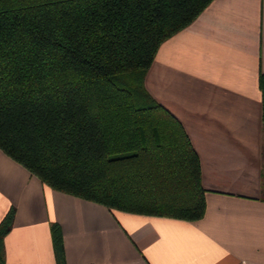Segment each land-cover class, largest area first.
Returning <instances> with one entry per match:
<instances>
[{
    "label": "trees",
    "instance_id": "16d2710c",
    "mask_svg": "<svg viewBox=\"0 0 264 264\" xmlns=\"http://www.w3.org/2000/svg\"><path fill=\"white\" fill-rule=\"evenodd\" d=\"M209 1L0 0V148L53 188L201 217L197 151L144 76L159 43ZM258 85L264 134V72ZM14 211L0 219V262ZM50 229L65 264L59 223Z\"/></svg>",
    "mask_w": 264,
    "mask_h": 264
},
{
    "label": "crops",
    "instance_id": "0c3cea01",
    "mask_svg": "<svg viewBox=\"0 0 264 264\" xmlns=\"http://www.w3.org/2000/svg\"><path fill=\"white\" fill-rule=\"evenodd\" d=\"M264 0H210L164 38L144 76L199 156L205 211L196 219L109 207L56 189L0 148L1 264H264Z\"/></svg>",
    "mask_w": 264,
    "mask_h": 264
},
{
    "label": "water",
    "instance_id": "95a60500",
    "mask_svg": "<svg viewBox=\"0 0 264 264\" xmlns=\"http://www.w3.org/2000/svg\"><path fill=\"white\" fill-rule=\"evenodd\" d=\"M0 264H1V262H0Z\"/></svg>",
    "mask_w": 264,
    "mask_h": 264
}]
</instances>
